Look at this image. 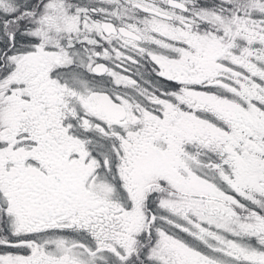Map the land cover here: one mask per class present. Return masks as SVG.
I'll return each instance as SVG.
<instances>
[{"label": "snow or ice", "instance_id": "6c2138e0", "mask_svg": "<svg viewBox=\"0 0 264 264\" xmlns=\"http://www.w3.org/2000/svg\"><path fill=\"white\" fill-rule=\"evenodd\" d=\"M0 264H264V0H0Z\"/></svg>", "mask_w": 264, "mask_h": 264}]
</instances>
